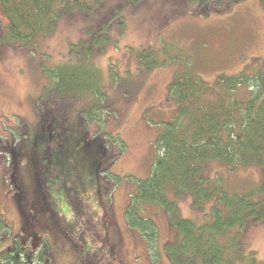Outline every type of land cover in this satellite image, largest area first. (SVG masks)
Returning <instances> with one entry per match:
<instances>
[{
	"label": "trees",
	"instance_id": "16d2710c",
	"mask_svg": "<svg viewBox=\"0 0 264 264\" xmlns=\"http://www.w3.org/2000/svg\"><path fill=\"white\" fill-rule=\"evenodd\" d=\"M109 1L0 0L5 20L0 45L24 48L38 36L50 34L54 24L68 15L94 14ZM192 1L207 8L229 9L245 0ZM49 77L53 81L50 87L57 93L45 102L61 105L54 108L59 112L57 124L49 127L43 117L34 130L28 128V134L20 136L21 146L14 148L13 140L0 145L9 160L3 170V182L9 187L4 185L0 201V264H52L50 239L66 237L64 216L71 212L79 217L86 209L92 211L93 204L98 207L95 212L104 204L110 206L112 190L119 183L109 170L125 145L100 131V90L97 86L91 90L98 105L85 116L82 111H71L62 99L61 86L72 89V77L61 70L52 71ZM54 98L59 99L55 102ZM167 98L175 102L176 112L156 140L158 156L149 178L129 189L126 225L142 237L155 259L159 255L158 230L145 207L156 206L168 214L172 229L171 240L162 246L169 264H258L253 251L247 252L248 262L242 257L235 260L231 254L237 253L235 238L240 231L253 223L264 224V196L256 201L249 194L227 193L222 176L215 173L210 178L207 172L216 167L233 172L255 166L262 171L259 189L264 192V60H255V65L238 74L220 75L212 87L190 70L177 73L168 86ZM87 118L93 131L86 125ZM48 131L56 134L55 141L49 139V133L46 136ZM13 175L20 189L13 185ZM14 196L20 207L16 219L12 218L17 203ZM185 198L203 212L209 206L202 224L179 215L177 203ZM25 199L33 201L35 213L26 211ZM62 203L69 210L59 211ZM63 240L75 247L73 240ZM102 243L116 245L108 235ZM88 244L87 238L81 239L78 254Z\"/></svg>",
	"mask_w": 264,
	"mask_h": 264
},
{
	"label": "rangeland",
	"instance_id": "374dc122",
	"mask_svg": "<svg viewBox=\"0 0 264 264\" xmlns=\"http://www.w3.org/2000/svg\"><path fill=\"white\" fill-rule=\"evenodd\" d=\"M4 21L0 12V35ZM257 59L264 60L261 0H245L229 9L207 8L192 0H134L129 4L111 0L94 14L68 15L54 24L50 34L38 36L24 48L0 45V145L13 140L14 148L21 146L20 136H26L28 128L34 130L43 117L49 127L57 124L59 112L54 108L61 105L48 106L45 102L57 93L51 89L53 81L49 77L56 70L72 77V89H65L63 84L60 90L73 112L82 111L86 116L93 111L98 102L91 90L97 86L103 109L100 131L125 145L109 170L119 178L112 190V204L102 205L104 209L100 207L98 212L93 204L92 211L86 209V214L79 217L71 212L64 216L66 237L50 239L52 264H169L162 255L163 244L172 238L166 212L156 206L145 207L158 230L159 255L155 259L142 237L124 220L129 189L149 178L158 156L156 140L176 112L175 102L167 98L168 86L175 74L190 70L212 87L220 75L245 71ZM88 121L86 125L93 131ZM52 137L55 141L54 132L49 133V139ZM8 163L0 150L2 202L3 189L9 187L3 182ZM207 173L210 178L215 173L222 176L227 193L249 194L251 199L262 201L261 169L252 166L228 172L216 167ZM62 204L59 211L69 210ZM177 205L181 218L198 225L204 222L205 213L209 214V206L204 212L195 209L189 198L179 200ZM20 206L24 211L23 203ZM14 214L16 210L12 214L16 219ZM106 235L115 246L102 243ZM84 237L92 245L83 246L78 254L77 245ZM63 238L73 240L76 248ZM235 245L237 253L231 254L235 260L242 257L248 262L247 252L253 251L257 263L264 264V224L253 223L240 231Z\"/></svg>",
	"mask_w": 264,
	"mask_h": 264
},
{
	"label": "flooded vegetation",
	"instance_id": "af4514ba",
	"mask_svg": "<svg viewBox=\"0 0 264 264\" xmlns=\"http://www.w3.org/2000/svg\"><path fill=\"white\" fill-rule=\"evenodd\" d=\"M27 166H29V165H27ZM13 185H14V183L16 184V186L20 189V187L17 185V183H18V181H17V177H16V175H13ZM17 181V182H16ZM24 189V188H23ZM14 195H15V192H14ZM17 196H21V195H19V193L17 194ZM17 196H14V199H16V201H17V203L16 204H14V207H15V210L17 211V213H18V201H19V198L17 199V198H15V197H17ZM20 201H21V199H20ZM25 201H26V211H28V213H31V214H33V213H35L34 212V210H35V207H34V204H33V201L32 200H26L25 199Z\"/></svg>",
	"mask_w": 264,
	"mask_h": 264
}]
</instances>
